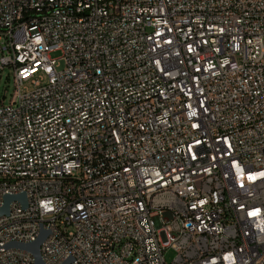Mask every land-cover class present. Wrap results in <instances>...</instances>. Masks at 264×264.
Instances as JSON below:
<instances>
[{"label": "built area", "instance_id": "built-area-1", "mask_svg": "<svg viewBox=\"0 0 264 264\" xmlns=\"http://www.w3.org/2000/svg\"><path fill=\"white\" fill-rule=\"evenodd\" d=\"M5 68L0 264H264V0H0Z\"/></svg>", "mask_w": 264, "mask_h": 264}, {"label": "water", "instance_id": "water-1", "mask_svg": "<svg viewBox=\"0 0 264 264\" xmlns=\"http://www.w3.org/2000/svg\"><path fill=\"white\" fill-rule=\"evenodd\" d=\"M25 195L24 193H18V194H7L4 195L3 198V204L0 206V215L2 214H7L8 213V209H9V204L12 201H23V206L26 205V202L24 201ZM44 238V231H42L40 233V235H38L35 240L30 241V242H26V243H20V242H9L7 244V247H15L18 249H22L25 251H28L29 253L32 254L33 258H34V263L33 264H44L43 261L41 260L40 257V253H39V247H40V243ZM70 260H66L64 263L62 264H67Z\"/></svg>", "mask_w": 264, "mask_h": 264}, {"label": "rangeland", "instance_id": "rangeland-1", "mask_svg": "<svg viewBox=\"0 0 264 264\" xmlns=\"http://www.w3.org/2000/svg\"><path fill=\"white\" fill-rule=\"evenodd\" d=\"M51 56L54 58H58L60 56V52H53ZM60 68L63 66V62L60 60ZM28 89H32L33 85L30 83L24 84ZM14 91L13 77L12 72L9 68H5L0 70V102L4 101V103H8L10 97ZM174 251L170 248L166 249L164 252V256L168 262H170L174 257Z\"/></svg>", "mask_w": 264, "mask_h": 264}]
</instances>
